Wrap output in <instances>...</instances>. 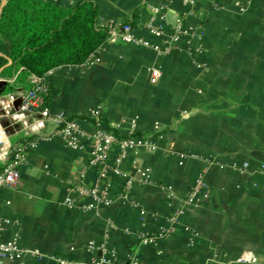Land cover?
<instances>
[{
	"label": "crops",
	"instance_id": "0c3cea01",
	"mask_svg": "<svg viewBox=\"0 0 264 264\" xmlns=\"http://www.w3.org/2000/svg\"><path fill=\"white\" fill-rule=\"evenodd\" d=\"M93 1L99 23H130L137 36L144 35L147 6L169 1L167 31L189 9L181 0ZM195 1L186 22L193 38L170 56L108 41L92 65L48 73L52 113L88 131V119L99 112L119 137L150 147L131 151L121 166L135 179L129 198L136 205L114 181L112 205L86 214L64 202L82 174L86 183L96 181L87 147L74 151L58 138L39 142L19 186L0 190L1 239H17L21 250L41 256L25 253L13 264H59L57 257L81 264L102 257L118 264L130 258L137 264H247L238 262L243 254L264 255V0ZM153 68L161 71L154 85ZM199 175V204L172 226L171 213ZM140 235L154 241L143 243Z\"/></svg>",
	"mask_w": 264,
	"mask_h": 264
},
{
	"label": "built area",
	"instance_id": "2783aa9c",
	"mask_svg": "<svg viewBox=\"0 0 264 264\" xmlns=\"http://www.w3.org/2000/svg\"><path fill=\"white\" fill-rule=\"evenodd\" d=\"M42 1L60 6L66 0ZM181 2L189 9L181 14L170 31L166 30L169 1L157 6H147L148 19L141 25L143 36H137L135 28L130 23L110 20L103 24L99 23V26L107 30L108 41H118L165 58L180 51L181 44L188 43L194 35L193 29L186 22L194 14L196 1L181 0ZM5 3L6 0L2 5ZM93 56L84 66L93 64ZM48 73L43 77L29 76L27 78L29 86L26 90L19 89L0 95V128L3 129V135L0 136V164L2 166L0 190H15L20 184L23 170L28 165L27 155L30 150L35 148L39 142L58 138L67 148L74 151L87 147L88 165L96 172L94 184L86 183L82 174L77 184L70 185L64 205L69 209L77 208L86 214H97L100 210L112 205V184L114 181L121 186L124 196L129 198L135 179L131 174L123 172L121 166L131 151L140 146L150 147V144L131 135L119 137L113 130L103 125L99 112L91 114L89 120L92 121V124L88 131L82 129L77 120L52 113L46 104V99L50 97ZM160 77L161 71L158 68L150 70V84H156ZM13 82L14 79L11 81L0 79V87L2 84ZM49 125L54 128L49 135H44ZM17 137H21L20 141L13 142L12 138ZM115 149L118 151L113 155ZM246 168L247 164H243L240 170L244 171ZM141 175L143 180H148L149 171L145 170ZM203 187L202 176L199 175L195 185L187 193L182 207L171 213L169 222L172 226L178 223L186 211L199 204ZM131 203L136 205L134 201ZM3 224L4 220H0V264H13L20 260L25 253H29L34 258H41L37 252L21 250L17 239L3 241L1 239ZM108 225L110 230L114 229V224L111 221H108ZM139 240L143 243L154 241L153 238L144 235H140ZM91 249L93 248L91 247ZM244 256L245 254L238 259L239 263L264 264V255H252L248 259H242ZM253 257L255 258L254 262ZM56 261L59 264H81L65 257H57ZM88 264L118 263L113 257H102L94 259ZM120 264H137V262L130 258Z\"/></svg>",
	"mask_w": 264,
	"mask_h": 264
},
{
	"label": "trees",
	"instance_id": "16d2710c",
	"mask_svg": "<svg viewBox=\"0 0 264 264\" xmlns=\"http://www.w3.org/2000/svg\"><path fill=\"white\" fill-rule=\"evenodd\" d=\"M108 39L93 0L70 9L42 0H6L0 12V79L14 82L2 85L0 95L26 90L31 75L84 66Z\"/></svg>",
	"mask_w": 264,
	"mask_h": 264
},
{
	"label": "clouds",
	"instance_id": "9594fccd",
	"mask_svg": "<svg viewBox=\"0 0 264 264\" xmlns=\"http://www.w3.org/2000/svg\"><path fill=\"white\" fill-rule=\"evenodd\" d=\"M3 135V129L2 128H0V136H2ZM252 256V254L251 253H246L245 254V256L244 257H242V259H248L249 257H251ZM254 257H253V262H254Z\"/></svg>",
	"mask_w": 264,
	"mask_h": 264
},
{
	"label": "rangeland",
	"instance_id": "374dc122",
	"mask_svg": "<svg viewBox=\"0 0 264 264\" xmlns=\"http://www.w3.org/2000/svg\"><path fill=\"white\" fill-rule=\"evenodd\" d=\"M2 85H4V84H2ZM2 85H1V86H2ZM12 141L14 142V138H12Z\"/></svg>",
	"mask_w": 264,
	"mask_h": 264
},
{
	"label": "water",
	"instance_id": "95a60500",
	"mask_svg": "<svg viewBox=\"0 0 264 264\" xmlns=\"http://www.w3.org/2000/svg\"><path fill=\"white\" fill-rule=\"evenodd\" d=\"M4 5H5V4L2 5L1 10H2V8L4 7Z\"/></svg>",
	"mask_w": 264,
	"mask_h": 264
}]
</instances>
